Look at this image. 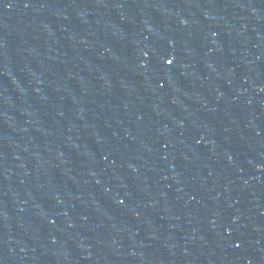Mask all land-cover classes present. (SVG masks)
Segmentation results:
<instances>
[{
	"label": "water",
	"instance_id": "95a60500",
	"mask_svg": "<svg viewBox=\"0 0 264 264\" xmlns=\"http://www.w3.org/2000/svg\"><path fill=\"white\" fill-rule=\"evenodd\" d=\"M0 264H264V0H0Z\"/></svg>",
	"mask_w": 264,
	"mask_h": 264
},
{
	"label": "snow or ice",
	"instance_id": "6c2138e0",
	"mask_svg": "<svg viewBox=\"0 0 264 264\" xmlns=\"http://www.w3.org/2000/svg\"><path fill=\"white\" fill-rule=\"evenodd\" d=\"M169 63H171V61H169Z\"/></svg>",
	"mask_w": 264,
	"mask_h": 264
}]
</instances>
